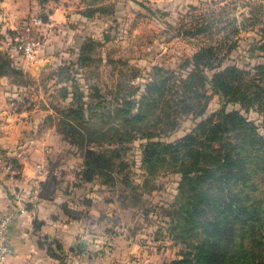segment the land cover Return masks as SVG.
I'll return each instance as SVG.
<instances>
[{
  "label": "rangeland",
  "instance_id": "1",
  "mask_svg": "<svg viewBox=\"0 0 264 264\" xmlns=\"http://www.w3.org/2000/svg\"><path fill=\"white\" fill-rule=\"evenodd\" d=\"M132 1L133 7H112V14L117 15L107 27L104 41L90 37L84 41V53L92 58L80 70L75 67L57 77L48 71L37 79L24 76L22 80L27 81L24 86L35 89L39 100L54 107L48 125L53 126L62 149L61 158L50 163L53 170L43 195L89 201L94 194L101 200L116 201L118 222L134 246V255L141 254L139 248L145 246L146 257L167 264L183 258L194 238L181 235L174 226L184 202L178 197V162L157 153L145 162V149L150 142H176L218 112L224 100L208 87L210 100L201 116L176 113L180 110L177 96L170 101L169 93H160L162 88L150 95L155 103L151 107L138 101L145 94V85L156 78L157 69L177 70L185 58L212 46L222 67L237 66L254 73L252 68L260 65L263 92L257 101L261 100L263 109L245 113L239 104L228 103L226 110L240 111L264 138V57L257 49L259 44L253 43L264 37L259 26L264 22V9L257 6L251 16H243L235 2L221 5L212 1L181 14ZM206 72L208 76L213 73ZM167 105L173 108L167 110ZM130 113H141V119L129 120ZM170 119L177 122L174 129L166 124ZM87 149L104 159L96 166L94 179L80 185ZM63 182H67L66 189Z\"/></svg>",
  "mask_w": 264,
  "mask_h": 264
},
{
  "label": "crops",
  "instance_id": "2",
  "mask_svg": "<svg viewBox=\"0 0 264 264\" xmlns=\"http://www.w3.org/2000/svg\"><path fill=\"white\" fill-rule=\"evenodd\" d=\"M212 1L221 5L235 2L237 12L243 16H251L257 6L264 9V0H138V5L149 2L163 12L185 13ZM132 3L49 0L41 6L38 0H0V52L7 53L12 66L29 78L37 79L48 71L57 77L60 66L68 67L69 72L75 67L80 70L84 41L89 37L104 41L107 27L117 15L112 14V7L120 4L129 8ZM88 10L93 12L87 14ZM41 11L48 18L47 38L29 65L10 47L7 32L15 34L30 15ZM263 23L259 24L262 30ZM262 42L264 37L260 36L253 41ZM15 94L28 98L32 104L26 123L8 113V100ZM39 98L33 87L18 86L11 77L0 76V151L13 152L22 146L28 155L18 176L10 177L0 170V217L9 213L13 216L6 232L11 254L3 264H159V259L143 254L145 246L139 248L141 254L134 255V246L118 222L116 201L101 200L94 194L89 201H64L62 195L51 200L39 198L40 187L53 170L50 163L58 161L62 152L53 126L48 125L54 107ZM37 164L43 166L42 171L37 172ZM66 183L63 182L64 189ZM78 184L87 183L79 180ZM63 206L83 215L73 220Z\"/></svg>",
  "mask_w": 264,
  "mask_h": 264
},
{
  "label": "trees",
  "instance_id": "3",
  "mask_svg": "<svg viewBox=\"0 0 264 264\" xmlns=\"http://www.w3.org/2000/svg\"><path fill=\"white\" fill-rule=\"evenodd\" d=\"M48 1L38 0L41 6ZM39 14L43 21L48 20L46 13ZM7 35L10 47L20 55L13 41L15 34L7 32ZM257 49L264 57V44L260 43ZM82 52L80 66L90 61L84 48ZM215 54L212 46L202 48L185 58L177 70L157 69L156 78L145 85V94L138 101L151 107L155 103L150 95L156 88H162L160 93H169L170 101L177 96L180 110H175L176 113L201 116L210 100L208 87L224 100L218 112L176 142H150L145 149V162H150L155 153L174 157L178 162V197L184 202L174 226L181 235L194 238L183 258L167 264H264V255L260 254L264 253V138L240 111L226 110L228 103L239 104L245 113L263 109L261 100L257 101L263 92L259 76L262 69L256 65L252 68L254 73H250L237 66L222 67ZM208 70L213 71L210 76ZM62 72H69L68 67L59 68L58 75ZM0 76L11 77L18 86L27 83L22 80L27 75L12 66L5 52H0ZM172 108L167 105V110ZM128 119L140 120L141 113H130ZM168 123L170 129L177 126L176 120L170 119ZM101 159L104 157L99 153L85 150V170L80 181L89 183L94 179ZM17 168L20 171V166ZM47 183L48 179L41 185L38 196L51 200L52 195H43ZM63 210L73 220L83 215L66 206Z\"/></svg>",
  "mask_w": 264,
  "mask_h": 264
},
{
  "label": "built area",
  "instance_id": "4",
  "mask_svg": "<svg viewBox=\"0 0 264 264\" xmlns=\"http://www.w3.org/2000/svg\"><path fill=\"white\" fill-rule=\"evenodd\" d=\"M47 21H43L39 13L30 15L26 21L20 26L14 35L13 41L15 47L19 51L23 59L31 65L37 53L45 43L47 38L46 30ZM8 113L15 117L18 121L26 123L29 121V113L32 104L28 98L21 97L18 94L12 95L8 100ZM28 155L22 146H19L16 151L5 152L0 151V170L7 176L13 177L19 174L17 168ZM37 172L43 170V166L36 165ZM36 191L38 189L36 188ZM12 214L9 213L0 217V264H3L11 254V249L7 239V229L12 222Z\"/></svg>",
  "mask_w": 264,
  "mask_h": 264
}]
</instances>
